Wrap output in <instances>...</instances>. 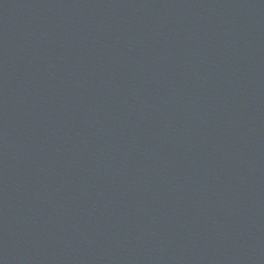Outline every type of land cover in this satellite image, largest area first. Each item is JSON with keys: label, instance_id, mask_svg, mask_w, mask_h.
Returning <instances> with one entry per match:
<instances>
[{"label": "water", "instance_id": "obj_1", "mask_svg": "<svg viewBox=\"0 0 264 264\" xmlns=\"http://www.w3.org/2000/svg\"><path fill=\"white\" fill-rule=\"evenodd\" d=\"M0 264H264V0H0Z\"/></svg>", "mask_w": 264, "mask_h": 264}]
</instances>
